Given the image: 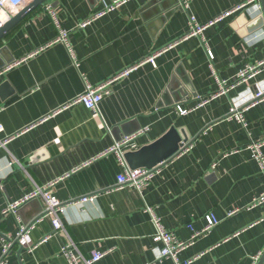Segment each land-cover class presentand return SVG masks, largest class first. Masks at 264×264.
Segmentation results:
<instances>
[{"label":"crops","instance_id":"1","mask_svg":"<svg viewBox=\"0 0 264 264\" xmlns=\"http://www.w3.org/2000/svg\"><path fill=\"white\" fill-rule=\"evenodd\" d=\"M113 1L45 0L0 37V71L13 62L0 73V135L17 133L0 148V254L3 240L12 242L4 264H68L60 250L65 236L42 217L39 197L3 212L55 180L50 191L64 203L60 219L68 237L85 257L104 253L94 264H173L156 259L160 244L152 240L146 207L179 240L189 239V226L201 230L205 214L218 219L180 259L256 264L264 252V205L251 204L264 190V169L246 146L264 140V100L249 104L264 84V67L201 101L217 91V77L231 82L243 67L264 60L260 0H186L187 9L180 0H122L92 18ZM47 8L67 31L70 52L56 41ZM189 14L201 24L215 20L204 40L185 37ZM154 53L153 63L143 61ZM132 66L108 85L97 113L80 103L54 113L84 90V80L99 84ZM234 103L242 121L229 117ZM177 105L193 109L180 114ZM171 127L190 138L184 149L157 165L141 192L117 187L122 166L108 152L114 142L140 131L139 148ZM21 224L30 228L18 240Z\"/></svg>","mask_w":264,"mask_h":264},{"label":"built area","instance_id":"2","mask_svg":"<svg viewBox=\"0 0 264 264\" xmlns=\"http://www.w3.org/2000/svg\"><path fill=\"white\" fill-rule=\"evenodd\" d=\"M26 1L27 0H0V27L4 24L6 20H8L11 16L15 15L18 11L17 10L18 7L21 6ZM121 1L122 0H114L111 4H107L102 9V11L92 16V18L98 17L104 14L105 12L114 9L115 7L120 5ZM252 1L254 2L257 0H248L247 3ZM245 4L246 3L240 4V6L237 7L236 9L244 6ZM180 7L182 9H187L188 7L187 1L180 0ZM231 12L232 10H228L224 12L222 15L218 16V18H216L215 20H218L224 17L225 15L230 14ZM48 13L57 30L56 41H61L64 44H66L68 51L70 52L71 47L68 45L67 31L61 28L60 23L57 20L54 11L48 9ZM215 20H213V22ZM88 21L90 20H86V22ZM213 22L201 24L197 22L196 18L193 15L189 14L188 30L187 33L185 34V37L199 36L201 37L202 40H204L203 38L204 29ZM81 25H83V23ZM208 54L209 57L211 58L212 55L211 53H209V51ZM155 55L156 53L151 54L147 56L143 61L153 63ZM72 61L75 65L77 64L76 59L73 57V55H72ZM12 63L6 65L5 66L6 68L1 70L0 73L9 69ZM135 66L126 68L114 78H109L99 84L93 85L87 82L86 80H84V90L76 97H74L72 100L68 101L65 104H62L57 110H55L54 113L60 112L63 109L69 108L71 105L78 103L83 104L86 108L97 113L100 101L102 100L104 94L108 93L109 91L108 85L114 79L127 75V73H129L132 70V68H134ZM263 67H264V60L260 61L257 64H248L237 72L236 76L233 78L231 82L222 80L217 77L216 78L218 85L217 91L211 94L210 96H208L207 98H205L204 100H202L201 103H204L208 99L214 98L218 95L226 93L230 87L234 86L239 82H244L249 80L250 78L255 76ZM250 97L251 98L249 100V104L250 103L253 104L255 101L258 100L259 101L264 100V84L257 85V89L251 94ZM176 108L180 114H187L193 109V108H184L181 107L180 105H177ZM242 110L243 109L240 108L237 104L235 103L232 104V106L229 109V114H230L229 117H234L235 119L242 121ZM2 132H3V126L0 124V134ZM139 133L141 132L139 131L137 133H132L123 136L122 138L114 142L113 146H111L108 152L114 153L122 166V171L117 177V187L130 186L136 189L138 192H141L142 188L145 185H147L151 180V178L154 176V173L156 172L154 169L156 168V166L152 168H145V167L130 168L127 165L124 159V154L128 151H133L138 149L135 139L139 135ZM16 134L17 133L0 135V148H6V145L13 138H15ZM263 146H264V140L251 141L246 146V148L250 150L252 158H254L257 161L261 169H264V152L262 151ZM184 147H185L184 145L181 146L177 151V153L180 150H183ZM56 181L57 180L50 181L42 186H35L34 190L29 194H26L21 200L7 205V207L3 210V212L10 211L14 213L17 210L18 206L23 204L25 201L39 197L43 202L42 217H47L50 219L53 232L60 233L63 236H65V242H63V244L61 245L60 250L62 254L66 257L68 264H94L104 256V253L99 251H93L91 252L90 256L85 257L79 251L77 244L68 237L66 229L64 228V225L62 224V221L60 219V215L64 209V203L57 200L51 194L50 191L52 186H54V184L56 183ZM93 198L94 196L82 197L77 202H86L88 200H92ZM257 204L264 205V190L257 197L252 199L251 205L255 206ZM146 210L150 212L152 221L155 225V232L152 234V240L155 243L160 244L155 248L156 259L162 260L164 258H170L173 264H190L193 259L192 258L180 259L179 253L182 250H184L186 247L191 245L197 237L204 235L215 224L218 223V219L214 214L211 213L205 214L204 216L205 225L203 226V228L201 230H195L191 226H189L190 229L192 230L189 239L179 240L175 237L173 233L169 232L161 225L158 218L154 215L150 207H146ZM28 227L29 225H22V224L19 226L18 232L16 234V238L18 240L22 239L25 236V234H27L30 228ZM46 238H48V236ZM11 249H12V242L8 240H3L1 254H0V264L5 263V258L9 254ZM257 257L258 256H256V258Z\"/></svg>","mask_w":264,"mask_h":264},{"label":"water","instance_id":"3","mask_svg":"<svg viewBox=\"0 0 264 264\" xmlns=\"http://www.w3.org/2000/svg\"><path fill=\"white\" fill-rule=\"evenodd\" d=\"M43 1L45 0H31L27 5L24 6V8L20 12L6 20L0 27V37L19 18H21L32 8L41 5ZM260 3L264 16V0H260ZM0 56H2V50H0ZM181 80L183 83H185L183 77ZM189 139L190 138L187 136L183 129H176L174 127H171L156 140H153L152 142L141 146L136 150L126 152L124 154V159L130 168H152L176 154L179 148L187 143ZM256 264H264V252L261 254Z\"/></svg>","mask_w":264,"mask_h":264}]
</instances>
